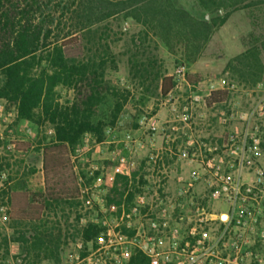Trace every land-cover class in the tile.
<instances>
[{
  "label": "rangeland",
  "instance_id": "rangeland-1",
  "mask_svg": "<svg viewBox=\"0 0 264 264\" xmlns=\"http://www.w3.org/2000/svg\"><path fill=\"white\" fill-rule=\"evenodd\" d=\"M173 2L200 19L208 15L198 0ZM262 37L264 5L233 13L193 63L180 48L171 52L154 32L123 16L79 34L66 57L105 62L99 118L109 125L116 101H127L102 141L87 134L58 151L60 162L51 159L46 169L53 127L41 119L19 120L14 107L0 99V264H129L141 250L111 246L107 240L118 232L136 237L148 254L149 238L160 239L156 253L168 248L175 231L181 245L192 240L190 230L199 220L219 225L226 219L231 205L220 192V177L239 172L244 184L239 204L251 214L245 230L232 234L242 242L239 264H264V185L254 190L255 197L245 192L264 174V86L245 85L225 69ZM261 58L264 64V54ZM181 65L186 83L176 87ZM164 77L174 83L166 96ZM58 92L61 103L73 101V89ZM212 92L221 94L210 101ZM55 164L62 165L58 175ZM118 167L128 171L134 194L120 211L105 201ZM11 191L17 194L13 208L5 195ZM49 196L62 201L50 197L46 206ZM87 225L100 232L84 243L80 230Z\"/></svg>",
  "mask_w": 264,
  "mask_h": 264
},
{
  "label": "trees",
  "instance_id": "trees-1",
  "mask_svg": "<svg viewBox=\"0 0 264 264\" xmlns=\"http://www.w3.org/2000/svg\"><path fill=\"white\" fill-rule=\"evenodd\" d=\"M198 2L209 20L176 7L173 0H0V99L14 107L19 120L41 119L53 127L54 142L44 152L45 169L51 159L60 162L58 151L78 144L87 134L102 141L106 128L115 125L127 101V97L116 101L109 125L101 120L105 62L69 59L66 47L74 45L79 34L123 16L154 32L171 52L180 48L193 63L215 30L225 25L233 13L264 5V0ZM262 54L264 37L230 59L225 69L241 83L255 86L264 72ZM173 86L172 78H162L161 95L166 96ZM58 88L73 89V101L61 103ZM219 94L212 92L210 101ZM61 166L54 165L56 175ZM131 181L128 171L118 167L105 197L107 207L120 211L129 205L134 198ZM5 195L7 205L13 208L17 194L11 191ZM50 197L55 203L62 201L59 196L45 197L46 206L51 205ZM99 232L96 226L87 225L80 230V237L89 243ZM129 264H151V259L136 251Z\"/></svg>",
  "mask_w": 264,
  "mask_h": 264
},
{
  "label": "built area",
  "instance_id": "built-area-1",
  "mask_svg": "<svg viewBox=\"0 0 264 264\" xmlns=\"http://www.w3.org/2000/svg\"><path fill=\"white\" fill-rule=\"evenodd\" d=\"M186 71L184 65L176 68L174 75L176 87L186 83ZM262 86L264 84H258V87ZM122 162H124V159H122ZM263 178L264 174L259 172L253 182L254 184L247 188L245 192L252 193L255 197L258 193H254V190L259 192V187L264 185ZM220 181L222 183L220 192L228 198L231 205L229 212L226 214V219L221 218L219 225H211L207 224V221L199 220L198 228L195 225L190 230L192 240L180 245L176 240L175 231L173 232L175 234L172 233V240L168 248L156 253L155 249L159 247L160 239L149 238L148 251L150 254L145 252L142 246L135 244L138 242L136 237L128 238L119 232L115 235L113 241L108 239L107 242L111 246L134 245L151 259V264H239V261L243 260L241 253L242 242L240 239H235L232 234L235 228L245 230L244 228L248 224V215L251 216V214L239 204V201L243 198L242 193L244 191L242 189L244 184L241 183V173L239 172L234 177L231 174H227L220 177ZM253 200L256 201L254 198ZM151 227L156 229L157 224L153 222ZM238 236L241 238V231ZM99 243L103 244L104 240L100 239ZM231 251L232 253H230ZM125 257H129L126 251Z\"/></svg>",
  "mask_w": 264,
  "mask_h": 264
},
{
  "label": "water",
  "instance_id": "water-1",
  "mask_svg": "<svg viewBox=\"0 0 264 264\" xmlns=\"http://www.w3.org/2000/svg\"><path fill=\"white\" fill-rule=\"evenodd\" d=\"M200 17L203 18V19H205V20H208L209 19V16L208 15H205V16L200 15Z\"/></svg>",
  "mask_w": 264,
  "mask_h": 264
}]
</instances>
